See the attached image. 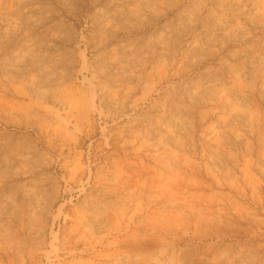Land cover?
Instances as JSON below:
<instances>
[{"label":"rangeland","instance_id":"obj_1","mask_svg":"<svg viewBox=\"0 0 264 264\" xmlns=\"http://www.w3.org/2000/svg\"><path fill=\"white\" fill-rule=\"evenodd\" d=\"M0 264H264V0H0Z\"/></svg>","mask_w":264,"mask_h":264}]
</instances>
